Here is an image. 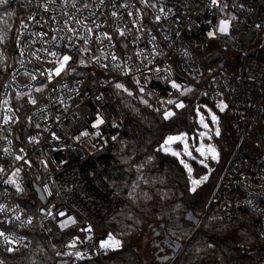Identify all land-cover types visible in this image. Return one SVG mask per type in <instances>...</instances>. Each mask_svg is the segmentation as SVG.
I'll use <instances>...</instances> for the list:
<instances>
[{
	"label": "built area",
	"instance_id": "2783aa9c",
	"mask_svg": "<svg viewBox=\"0 0 264 264\" xmlns=\"http://www.w3.org/2000/svg\"><path fill=\"white\" fill-rule=\"evenodd\" d=\"M6 3L25 13L16 37L19 60L0 94V264L3 255L30 248L35 229L56 240L60 260L78 264H108L105 257L120 247H102L96 224L125 205L105 175L118 141L135 128L115 92L121 82L147 91L165 111L174 105L169 100L182 102L197 126L199 111L227 104L234 145L208 208L229 222L249 213L264 237V0ZM222 20L229 22L224 33ZM51 52L72 59L49 78L59 66ZM13 91L29 105H12ZM17 169L21 191L8 182ZM233 264H264V258Z\"/></svg>",
	"mask_w": 264,
	"mask_h": 264
},
{
	"label": "trees",
	"instance_id": "16d2710c",
	"mask_svg": "<svg viewBox=\"0 0 264 264\" xmlns=\"http://www.w3.org/2000/svg\"><path fill=\"white\" fill-rule=\"evenodd\" d=\"M24 13L19 5L6 2L0 5V94L19 60L16 37ZM123 83L130 93L123 89L115 92L121 111L132 118L135 128L132 135H123L118 141L112 155L113 167L105 174L111 188L125 200L120 212L96 224L99 239L112 233L121 243L105 257L106 263L145 264L132 243L141 231L156 222L161 223L167 239L181 245L169 264H233L264 258V237L258 235L252 215L244 212L229 222L208 208L213 190L211 182L234 145L228 114L222 115L221 134L216 138L222 162L216 166L211 182L194 193L183 165L162 150V143L169 135L180 132L190 135L197 131V124L187 120V105L183 108L172 105L168 111L174 115L165 119L166 111L154 97L130 82ZM11 104L29 105L14 91ZM26 116L27 111L19 114V126H27ZM193 168L198 176L205 170L196 161ZM28 234L33 245L3 255V264H78L55 255L56 240L48 239L37 229Z\"/></svg>",
	"mask_w": 264,
	"mask_h": 264
},
{
	"label": "rangeland",
	"instance_id": "374dc122",
	"mask_svg": "<svg viewBox=\"0 0 264 264\" xmlns=\"http://www.w3.org/2000/svg\"><path fill=\"white\" fill-rule=\"evenodd\" d=\"M85 62L86 61H83V64H85ZM86 71L87 70L82 69L81 72H86ZM98 72L100 76L105 75L103 71H98ZM118 84L122 85V87L117 88L115 86L116 91L123 89L127 94L130 93L129 90L124 86L125 83L122 82ZM135 87L139 89L137 86ZM144 93H146L148 96L152 98L154 97L151 94H149L147 91H145ZM222 103L227 105L225 102ZM227 109L228 106L224 109V111H221L219 107H218V111L216 109L208 107L206 109V112L199 111L197 116L199 126H197L198 128L195 133H192L190 135L187 132L175 133L169 135L168 137L180 136L184 134V139L177 140L169 144H165V141L168 138L166 137V139L162 143L163 152L176 157L178 161L185 168L190 182L191 191L194 193L198 192L204 186H206L211 182L216 166L222 162L221 153L216 146V138H218L221 134V117L227 112ZM210 113L215 114V116L217 117V121L215 123L212 121ZM201 115L204 117V123L208 125V128H205L200 123ZM217 128L219 129V133H220L218 136L216 135ZM201 133H204V135L201 136ZM185 145H187V147H185ZM210 147L214 148L215 151L214 152L211 151ZM173 153H179V155H173ZM213 156H215V159L213 158ZM194 161L205 167V170L202 171L199 174V176L194 173V168H193ZM185 165H187V167H185ZM189 169H191L190 172ZM221 170H219V173L216 174L217 177H215V179L211 182L212 189H214V186L218 180ZM194 181L196 183H194ZM215 215L218 216L217 213H215ZM99 232L101 234H104L102 229H99ZM109 237L119 241L114 234L109 233L105 237L100 238L101 246L104 248H115V247L103 246L106 242H109ZM132 246L135 248L137 253H139V255L142 257L145 264H169L171 259L166 262H160L158 258L173 253V243L171 242L169 243L167 241V237L164 234L163 227L159 222H156L153 224V226H150L145 230L141 231L140 235L132 243ZM245 251L248 254L250 253V251L249 252L247 250Z\"/></svg>",
	"mask_w": 264,
	"mask_h": 264
},
{
	"label": "snow or ice",
	"instance_id": "6c2138e0",
	"mask_svg": "<svg viewBox=\"0 0 264 264\" xmlns=\"http://www.w3.org/2000/svg\"><path fill=\"white\" fill-rule=\"evenodd\" d=\"M5 2H6V0H0V5L4 4ZM212 2L213 3H217V0H212ZM161 11H163V9H161ZM112 15L115 16L116 13L113 12ZM159 19H160V17L158 16L157 17V20H159ZM78 23H81V22L78 21ZM228 25H229V22L228 21H226V20L220 21L219 31L221 33L227 32ZM69 31H72V30L69 29ZM91 31H92L91 29H88V32H91ZM104 35H105L106 38L111 39V37H108L107 34H104ZM120 35L123 36L124 35V32L123 31H120ZM0 40H2V37H0ZM85 43H87V38H85ZM49 54L51 56H53V57H57L58 65H59L58 67L55 68L54 73H50V77L49 78H51V75H53V74L56 75V76H59L61 74V72L65 69L66 65L69 63V61L72 58H71L70 55H63L62 58H60V57H58V54L55 53V52H51ZM112 59L113 60H116V57L115 56H112ZM81 62L83 63V61H81ZM33 79H35V77H33ZM116 87L117 88H120V87H122V85L117 84ZM172 87L179 88V85L173 83L172 84ZM40 90H41L40 88H37L36 89V91H38V92ZM190 90L191 89H185L184 91H190ZM31 103L35 104L36 101L33 99V100H31ZM145 103H146V101H145ZM168 103L169 104H174L175 107H177V108H183L184 107V104L182 102H176V101L169 100ZM218 107L220 108L221 111H224V109L227 107V105L221 103V104L218 105ZM173 115H174V113L172 111H166L164 113V118L165 119H168L169 117H171ZM210 115H211L212 121L215 123L217 121V117L215 116V114H211L210 113ZM6 122H7V120H6ZM102 123H103V120H98L97 121V125L102 124ZM200 123L205 128H208V125L206 123H204V117L202 115L200 117ZM219 134H220L219 133V129L217 128L216 135L218 136ZM203 135H204V133H201V136H203ZM183 139H184V134H182L180 136H170L165 141V144H169L171 142H174V141H177V140H183ZM185 147H187V145H185ZM210 150L213 151V152L215 151V149L214 148H211V147H210ZM173 155H179V153H173ZM213 158L215 159V156H213ZM16 159L17 160H20V159H22V157L21 156H17ZM185 167H187V165H185ZM0 171H3V169H0ZM190 171H191V169H189V172ZM18 175H19V169H17L15 172L12 173V176L9 178L8 182L14 184L16 186L17 190L18 191H21L22 189L20 188L19 184H17V182H16V177H18ZM205 179H206V177H205ZM194 183H196V182L194 181ZM0 211H5V209H4L3 206H0ZM16 219H19V217H16ZM74 222H75L74 220L69 219L66 222V224L67 223H74ZM29 223H31V221H29ZM66 224L65 225H62V227L63 226H66ZM0 235H3V233H0ZM5 240L7 242V238L6 237H5ZM119 243H120L119 241L114 240L113 238L109 237V242H106L103 246H105V247H117V246H119ZM72 246H74V244ZM8 250L9 251H13L14 249L10 248ZM77 255H79V254H77Z\"/></svg>",
	"mask_w": 264,
	"mask_h": 264
},
{
	"label": "water",
	"instance_id": "95a60500",
	"mask_svg": "<svg viewBox=\"0 0 264 264\" xmlns=\"http://www.w3.org/2000/svg\"><path fill=\"white\" fill-rule=\"evenodd\" d=\"M35 189L37 190V192L39 193V197L41 199V201L43 203H46V199L44 198L43 194L41 193L40 191V188L38 186L35 187ZM167 241L170 243H173V253L170 254V255H167V256H163V257H159L158 260L160 262H166L172 258L175 257V254L178 252V250L181 248V245L179 243H176V242H172L171 240L167 239Z\"/></svg>",
	"mask_w": 264,
	"mask_h": 264
}]
</instances>
